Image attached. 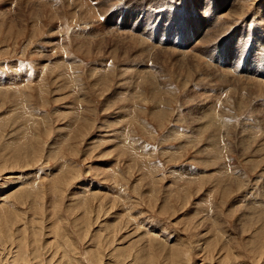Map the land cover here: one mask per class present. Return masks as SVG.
Here are the masks:
<instances>
[{"label": "rangeland", "instance_id": "374dc122", "mask_svg": "<svg viewBox=\"0 0 264 264\" xmlns=\"http://www.w3.org/2000/svg\"><path fill=\"white\" fill-rule=\"evenodd\" d=\"M78 2L0 0V264H264V0Z\"/></svg>", "mask_w": 264, "mask_h": 264}, {"label": "bare ground", "instance_id": "6f19581e", "mask_svg": "<svg viewBox=\"0 0 264 264\" xmlns=\"http://www.w3.org/2000/svg\"><path fill=\"white\" fill-rule=\"evenodd\" d=\"M77 2H78V0H77ZM80 2H81V0H80ZM78 3H79V2H78ZM75 4H77V3H75ZM79 4H80V3H79ZM82 4H83V2L81 3V5H82ZM84 4H87V2L84 3ZM84 4H83V5H84ZM77 6H78V4H77ZM77 6H76V7H77ZM84 6H85V5H84ZM79 7H80V6H79ZM86 7L88 8V6H86ZM87 10H88V9H87ZM80 11H82V10H80ZM84 11H85V9H84ZM85 12L87 13L88 11H85ZM92 12H93V11H92ZM90 13H91V12H90ZM95 13H96V12H95ZM231 13H235V11H231ZM82 14H83V13H82ZM84 14H85V13H84ZM84 14H83V15H84ZM91 14H92V13H91ZM88 15H89V14H88ZM88 15H87V16H88ZM92 15H94V14H92ZM85 16H86V15H85ZM94 16H95V15H94ZM95 17H96V16H95ZM87 18H88V17H87ZM91 19H92V18H91ZM229 19H230V18H229ZM90 21H92V20H90ZM94 21H96V20H94ZM94 26H95V25H94ZM110 30H111V29H110ZM112 31H113V30H112ZM127 33H128V31H127ZM212 33H213V32H212ZM222 34H223V33H222ZM112 37H113V36H112ZM119 37H120V36H119ZM122 37H123V36H122ZM113 38H114V37H113ZM113 38H112V39H113ZM120 39H121V38H120ZM135 39H136V38H135ZM137 39H138V38H137ZM118 41H119V40H118ZM126 41H127V40H126ZM136 42H137V41H136ZM140 42H141V41H140ZM128 44H129V43H128ZM128 44H127V45H128ZM197 44H198V43H197ZM136 45H137V44H136ZM130 46H131V44H130ZM137 46H138V45H137ZM143 46H144V45H143ZM143 46H142V47H143ZM125 47H126V46H125ZM139 47H140V44H139ZM146 47H147V46H146ZM123 48H124V47H123ZM128 48H130V47H128ZM139 49L142 50L141 47H140ZM144 49H145V48H144ZM144 49H143L142 51L139 50L140 53H141V52L144 53V52H143ZM130 50H131V49H130ZM132 50H133V49H132ZM172 50H173V49H172ZM139 51H138V54H139ZM142 53H141V54H142ZM141 54H140V57L142 56ZM143 55H144V54H143ZM191 55H192V54H191ZM144 56H145V55H144ZM192 57H194V56H192ZM199 59H200V58H199ZM199 67H200V66H199ZM199 67H198V68H199ZM198 71H199V70H198ZM223 76H224V75H223ZM187 77H188V75H187ZM251 82H252V81H251ZM258 82H259V81H258ZM255 83H256V82H255ZM248 84H249V82H248ZM256 84H258V83H256ZM260 87H261V86H260ZM262 89H263V88H262ZM179 256H180V255H179Z\"/></svg>", "mask_w": 264, "mask_h": 264}]
</instances>
